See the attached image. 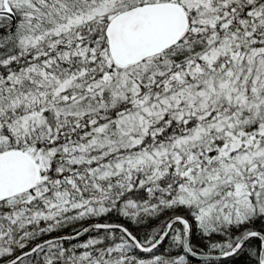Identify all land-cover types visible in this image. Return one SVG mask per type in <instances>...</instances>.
<instances>
[{"label":"snow or ice","instance_id":"1","mask_svg":"<svg viewBox=\"0 0 264 264\" xmlns=\"http://www.w3.org/2000/svg\"><path fill=\"white\" fill-rule=\"evenodd\" d=\"M228 261L264 264V0H0V264Z\"/></svg>","mask_w":264,"mask_h":264},{"label":"trees","instance_id":"2","mask_svg":"<svg viewBox=\"0 0 264 264\" xmlns=\"http://www.w3.org/2000/svg\"><path fill=\"white\" fill-rule=\"evenodd\" d=\"M89 222L90 221H83V222H81V224H83L84 226H86L87 223H89ZM74 227H79V225H69L67 228L64 229V231L65 232L71 231V229L74 228ZM58 234H60V233H53V235H58ZM82 238H84V237H82ZM233 259L242 260V259H244V257H241V258H233ZM228 264H231V262L228 261Z\"/></svg>","mask_w":264,"mask_h":264}]
</instances>
